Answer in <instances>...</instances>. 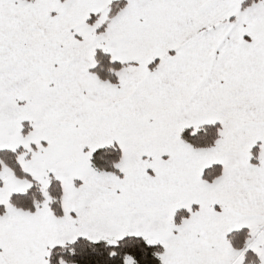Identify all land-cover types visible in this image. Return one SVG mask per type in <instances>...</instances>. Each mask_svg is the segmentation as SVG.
Listing matches in <instances>:
<instances>
[{"label":"snow or ice","instance_id":"snow-or-ice-1","mask_svg":"<svg viewBox=\"0 0 264 264\" xmlns=\"http://www.w3.org/2000/svg\"><path fill=\"white\" fill-rule=\"evenodd\" d=\"M0 264H264V0H0Z\"/></svg>","mask_w":264,"mask_h":264}]
</instances>
